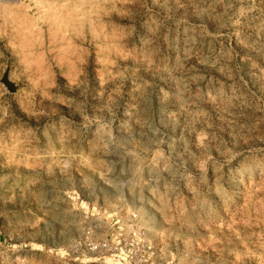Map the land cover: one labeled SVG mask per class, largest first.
<instances>
[{"label": "rangeland", "instance_id": "obj_1", "mask_svg": "<svg viewBox=\"0 0 264 264\" xmlns=\"http://www.w3.org/2000/svg\"><path fill=\"white\" fill-rule=\"evenodd\" d=\"M0 264H264V0H0Z\"/></svg>", "mask_w": 264, "mask_h": 264}]
</instances>
